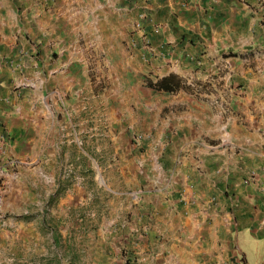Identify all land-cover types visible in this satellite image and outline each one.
<instances>
[{"label":"crops","instance_id":"obj_1","mask_svg":"<svg viewBox=\"0 0 264 264\" xmlns=\"http://www.w3.org/2000/svg\"><path fill=\"white\" fill-rule=\"evenodd\" d=\"M98 68L121 89L132 74L180 85L115 94L123 134L147 132L127 163L134 264H264V0H0V213Z\"/></svg>","mask_w":264,"mask_h":264},{"label":"rangeland","instance_id":"obj_2","mask_svg":"<svg viewBox=\"0 0 264 264\" xmlns=\"http://www.w3.org/2000/svg\"><path fill=\"white\" fill-rule=\"evenodd\" d=\"M98 70L83 78L79 98L67 97L60 137L50 138L48 161L26 176L27 193L14 211L0 213V264L135 263L141 182L132 179L127 163L141 158L137 136L147 132L135 127L123 134L115 94L130 89L137 102L141 82L143 100L163 94L148 87L157 82L153 74H132L121 89V75L116 80Z\"/></svg>","mask_w":264,"mask_h":264},{"label":"trees","instance_id":"obj_3","mask_svg":"<svg viewBox=\"0 0 264 264\" xmlns=\"http://www.w3.org/2000/svg\"><path fill=\"white\" fill-rule=\"evenodd\" d=\"M148 87L158 92L167 93H175L180 89L179 81L175 76H170L156 83L151 81L148 83Z\"/></svg>","mask_w":264,"mask_h":264},{"label":"water","instance_id":"obj_4","mask_svg":"<svg viewBox=\"0 0 264 264\" xmlns=\"http://www.w3.org/2000/svg\"><path fill=\"white\" fill-rule=\"evenodd\" d=\"M97 174H98V178H100L101 177V172H100L99 169L97 170Z\"/></svg>","mask_w":264,"mask_h":264},{"label":"built area","instance_id":"obj_5","mask_svg":"<svg viewBox=\"0 0 264 264\" xmlns=\"http://www.w3.org/2000/svg\"><path fill=\"white\" fill-rule=\"evenodd\" d=\"M137 138L143 140V136L142 135H138Z\"/></svg>","mask_w":264,"mask_h":264}]
</instances>
